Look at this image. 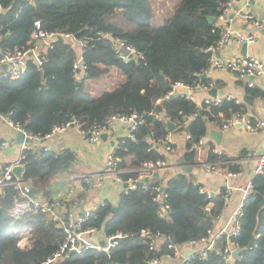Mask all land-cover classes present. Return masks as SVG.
<instances>
[{"label":"trees","instance_id":"trees-1","mask_svg":"<svg viewBox=\"0 0 264 264\" xmlns=\"http://www.w3.org/2000/svg\"><path fill=\"white\" fill-rule=\"evenodd\" d=\"M225 1L178 0L171 14L154 26L153 0H0V51L26 47L38 22L45 31L68 32L83 41L81 54L86 66L82 74L75 75L72 65L78 51L69 41H54L41 52L39 66L28 59L26 70L16 78L0 72V111L26 131L40 136L70 118L86 128L104 125L112 114L136 113V139L125 136L114 147L122 157L120 166L130 168L149 160L168 161L160 141L169 133L165 121L170 120L175 126L170 133L189 134L182 154L193 163V144L206 137L209 125L220 128L234 112H245L244 103L234 99L205 109V104L199 106L182 92L167 96L175 82L190 89L211 83L199 75L210 65L208 48L219 37L216 19ZM208 16L213 17L212 23ZM105 34L126 39L141 57L123 61ZM111 68L120 71L122 81L93 94L87 82L102 77ZM245 88L253 95H264L255 87ZM191 114L195 116L190 118ZM169 145L173 148L171 142ZM72 160L68 150L62 154L43 149L29 151L24 159L23 178H31L33 193L49 202L53 199L52 179L67 173ZM206 160L217 162V167L225 172L237 174L243 169L237 157L217 154L211 148ZM134 174L124 172L123 176ZM194 181L191 172H178L164 184L152 174L143 186L122 190L114 211V204L105 200L82 227H95L106 237L120 232L122 237L107 254L83 248L53 264H147L166 250L168 242L180 245L205 236L224 207V187L207 196ZM251 182L253 187L242 202L239 232L233 239L239 253L232 264H264V173H254ZM159 184L167 194L165 215L159 214V203L153 199ZM17 193L12 186L0 191V264H41L57 248L64 232L50 212L31 211L14 224L9 208ZM64 209L70 210L69 205ZM15 225L30 228L29 244L25 247L17 244ZM156 233L165 235L164 243L151 249L149 244ZM226 242L222 235L206 258L196 254L191 264H231L223 257Z\"/></svg>","mask_w":264,"mask_h":264},{"label":"built area","instance_id":"built-area-1","mask_svg":"<svg viewBox=\"0 0 264 264\" xmlns=\"http://www.w3.org/2000/svg\"><path fill=\"white\" fill-rule=\"evenodd\" d=\"M238 0H226L222 5V11L217 18L224 19L228 12H232L237 18L246 23V25L253 26L254 28H259L261 26L260 20L255 17L253 13L244 8L243 6L237 5ZM36 29L32 33L31 38L27 42V46L23 49H13L6 52L0 51V72L4 75H8L12 78L20 76L27 67L28 59H32L37 66L41 64V52L51 47L53 42L58 40L59 37L62 40L69 41L72 45L77 42L79 44V54L77 58L73 61V72L75 75L82 74L86 66L82 59V46L84 45L83 41L75 39L74 35L68 32L62 31H45L39 27V23L35 22ZM104 37L108 38L113 47L119 52V56L123 61H127L131 58L141 57V53L126 39L121 37H113L110 34H105ZM1 38V34H0ZM234 39L239 43L245 42L246 44L252 43L255 40V37L251 33H235L227 27H219V37L216 40L215 44L208 48V51H213L214 49H219L225 45L228 41ZM6 65V68L3 69V65ZM212 65L218 68H223L234 73L238 78L245 80L248 87H253L254 78L264 77V64L263 62L255 57L250 55H244L239 57H234L227 60H212ZM198 87L207 89L210 85H199ZM187 89V94L185 96L187 99L192 101V97L189 95L188 87L185 86L182 82H175L172 85L171 90L168 92V95H173L179 90ZM183 93V91H182ZM234 99L230 96L221 97H211L207 96L203 101L198 104L201 106L205 104V109H208L209 106L219 105L223 100ZM236 103H240L239 100L234 99ZM195 114H191L189 117L193 118ZM139 120V117L136 113L130 114H112L110 115L104 125L94 124L86 128L83 127L75 118H70L68 121L61 124H54L50 131L45 135L40 136L23 129L19 124L13 122L7 113L0 111V122L6 126L12 127L16 131H21L23 137H29L30 142L22 141L19 144V153L14 162L1 164L0 163V191L6 186H12L17 190V195L13 198L11 206L9 208V216L11 217L12 222L15 224L19 219L28 212H50L52 219L57 221L59 226L64 232L63 239L58 243L57 248L48 255L41 264H53L64 257H66L71 252H79L83 248H92L96 252H108L109 248L114 246L118 239L122 237L120 232H116L113 235L107 237L103 244L99 242L92 241L88 236L97 232L95 227H86L83 228L82 224L85 222L89 216L92 215L93 209L82 210L79 215H75L72 210H65L68 205L79 204L82 201L77 194L74 193L72 189H68L63 197L52 199L51 201H44L39 198L32 191V179L23 178L24 173V159L29 151L36 150H50L47 144L49 139H52L59 133L65 131L69 127H73L76 130L83 133L85 138L90 142H97L101 138V134L105 132L109 127H112L115 123H123L127 126V135L126 137L131 140H135V135L133 130L136 127V124ZM240 124L243 128L249 132L257 131L264 126V122L260 120L253 119L249 114L242 112H234L232 117L227 119L224 124L221 126V129L224 131L228 127ZM170 131L167 134L166 138L160 141V144L163 146V149L169 153L173 151V148L169 145V136ZM185 136L189 139V134L185 132ZM203 139L198 143L193 144V148L198 152L200 145L202 144ZM6 141L0 142V149H6ZM217 154H220V151L211 150ZM122 157L118 155L113 149L106 155L105 158V170L113 180L123 185L122 190H132L144 185L146 180L154 173H158L160 170L168 168V161L164 159H156L144 161L139 167L130 168V167H121L120 162ZM19 165L20 175L15 174L13 168L14 166ZM197 165H202L205 169L211 170L217 173L224 174L225 178L234 176L236 173L230 171L222 172L217 168V162L212 163L207 160H198ZM124 172H135L134 175H129L127 177L123 176ZM254 173H264V149L257 158V163L254 168ZM76 176L81 178L85 183H89L92 180L91 175L85 173H78ZM194 184H199L197 181H194ZM251 180L248 181L246 186L242 189V198L236 208L228 217L226 223L217 229H214L213 226L207 229V234L197 240H190L187 243L195 246L193 252L185 254L180 252L178 245L168 242L166 244V250L159 256L151 258L147 264H160L162 259L166 260H178V264H191L192 258L194 255H199L202 258H206L208 252L214 248V245L218 239L224 235L226 237V245L223 249V257L227 263L233 262L236 254L234 250L238 248L233 240H230V236L234 237L239 232V217L242 214V202L247 194V192L252 188ZM231 186L226 184L224 186V201L228 200L229 190ZM200 192L205 193L207 196H210L212 193L204 189L201 185L198 187ZM167 194L164 190L163 185L159 184L155 187L154 201L159 203L160 209L159 214L165 215L168 208L166 203ZM61 209H64L62 212ZM208 210V206L205 207ZM218 215L215 217V219ZM214 219V220H215ZM144 234L150 235L151 233L147 230H142ZM13 233L17 234L19 239L17 244L20 247H25L29 244V237L31 235L30 228L28 226L18 227L15 225L13 228ZM164 234L156 233L154 239L150 242L149 247L151 249H158L159 244L164 243ZM239 249V248H238ZM238 254V253H237ZM108 264V263H106ZM117 264V263H111Z\"/></svg>","mask_w":264,"mask_h":264},{"label":"crops","instance_id":"crops-1","mask_svg":"<svg viewBox=\"0 0 264 264\" xmlns=\"http://www.w3.org/2000/svg\"><path fill=\"white\" fill-rule=\"evenodd\" d=\"M157 1L156 7L158 8L156 9L155 14L159 16L166 11L167 7L170 8L168 14L170 15L178 0H174L175 3L172 4H170V0ZM237 5L243 6L253 13L255 17L260 20L261 26L259 28H254L250 25L242 27L244 22L233 15L232 12H228L224 19L217 18L216 24L219 27H227L235 33H251L254 35L255 40L252 43L247 44L245 54L241 53L242 43H239L234 39L228 41L221 48L214 49L209 55L210 65L204 73H206V77L211 82L209 88H216V97L223 98L225 96H230L239 100L240 103L243 102V108L245 109L244 113L249 114L255 120L264 122V95L258 96L247 92L245 87L248 86L245 80L238 78L234 73L227 69L218 68L212 65V60L214 59L221 61L244 55L255 56L264 64V0H238ZM73 45L75 47V44ZM77 51V54H79V49ZM253 87L260 91H264V82L261 78H254ZM209 88H188L192 101L196 104H200L205 97L211 96L208 94ZM182 91L183 93L185 92L183 89L178 92ZM246 94L252 96V104L244 101L243 97ZM210 128L216 130L221 129V127L219 128L212 125H209L208 130ZM16 133L17 131L15 129L0 122V142L6 141L7 143L6 149H0L1 164L14 162L17 158L19 144L16 141ZM105 133L107 134L106 139L100 138L97 142H90L85 138L82 132L73 127H69L47 141L50 150L61 154L64 150H68L72 155L73 160L70 163L67 173L57 174L52 179L50 188L53 199L63 197L68 189H72L74 193L82 199L79 204L74 203L72 206H69V209L72 210L75 215H79L81 211L85 209L94 210L105 200H108L115 205L118 196L122 191L123 185L108 176V173L105 170V158L106 155L114 149L117 143L127 135V126L123 123H115L112 127H109ZM118 137L121 139L117 140ZM168 140L173 144V151L166 153L169 167L160 170L157 174L154 173L161 179L162 184L166 182L168 177L181 172L180 167L175 165V159L183 153L187 138L185 132L175 131L170 134ZM209 141L213 144L211 145ZM209 148H211V150L220 151L228 156L237 157L242 164L243 169L234 176L225 178L222 173L207 170L202 165H197L198 160L207 159ZM263 149L264 126L257 131L249 132L240 124L232 125L223 131L219 143L209 139L207 134L206 137L203 138L198 152L196 151L195 161L192 163L191 173L193 174L195 181L211 193H216L226 184L231 186L228 200L225 201L223 209L214 220V229H217L226 223L228 217L240 202L242 198V189L246 186L248 181L251 180V177L254 174L257 158ZM219 169L224 172L223 169ZM78 173L91 175L92 180L89 183H85L81 178L76 176ZM88 237L92 241L99 243L104 242L107 239L101 231H97ZM178 247L180 252L185 254L193 252L196 248L187 242L178 245ZM160 264H178V260L162 259Z\"/></svg>","mask_w":264,"mask_h":264},{"label":"water","instance_id":"water-1","mask_svg":"<svg viewBox=\"0 0 264 264\" xmlns=\"http://www.w3.org/2000/svg\"><path fill=\"white\" fill-rule=\"evenodd\" d=\"M208 21L212 23L213 22V17L212 16H208ZM245 25H246V23H243L242 27H245ZM59 39L61 40L62 38L59 37ZM246 47H247V44L245 42H243L241 44V53L242 54L246 53ZM208 54L210 55L211 51H208ZM5 68H6V65L4 64L3 65V69H5ZM205 77H206V73H204V72L199 75V78H205ZM261 79L264 82V77H262ZM166 82H168V80H166ZM78 83L79 82L76 81V85H78ZM184 91H185L184 93L187 94V89H184ZM208 94L211 95L212 97H216V94H217L216 93V88L215 87L209 88L208 89ZM243 99H244L245 102H247L249 104H252V101H251L252 96L251 95L246 94V95H244ZM165 123H166V128H167L168 131H171V130H173L175 128L173 122H171L170 120H166ZM222 135H223V130L222 129H217L216 130L214 128H210L208 130V132H207V137L209 139L213 140L216 143L220 142ZM106 137H107V134L105 132H103L101 134V138L102 139H106ZM120 139H121L120 137L117 138V140H120ZM16 141L18 143H21L22 141L30 142L31 139L29 137H23V133L21 131H17V133H16ZM175 165L179 166L183 173H190L191 172L192 163L190 161H187L184 158L183 154H181V155L176 157ZM20 168L21 167L19 165H16V166H14L13 170H14L15 174L18 175V177L21 178ZM255 194H256L257 197H259L261 200H263V198L257 192ZM115 209H116V206L114 205L112 207V211H114ZM230 240H233V236H230ZM252 241H253V238L251 239L250 243H252ZM101 244H103V242H101ZM234 253L235 254L239 253V249L236 248L234 250Z\"/></svg>","mask_w":264,"mask_h":264},{"label":"rangeland","instance_id":"rangeland-1","mask_svg":"<svg viewBox=\"0 0 264 264\" xmlns=\"http://www.w3.org/2000/svg\"><path fill=\"white\" fill-rule=\"evenodd\" d=\"M171 3H175L174 0H170ZM157 0H153V9H154V20L152 21V25L154 26H158L161 24L162 19L167 16L169 14V10L170 8L167 7L166 11L164 13H161L159 16H157L156 13V9L158 7H156L157 5ZM174 6V5H173ZM75 44V48L76 50L79 49V44L77 42L74 43ZM123 79L122 74L120 73V71L116 68H111L109 70L108 73H106L105 75H103L102 77L89 81L87 82V87L88 89L93 93V94H97L100 91H102L103 89H110L113 88L114 86H116L117 84H119V82H121Z\"/></svg>","mask_w":264,"mask_h":264}]
</instances>
